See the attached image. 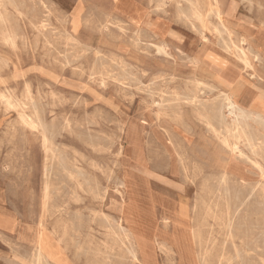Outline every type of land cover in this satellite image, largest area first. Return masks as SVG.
Segmentation results:
<instances>
[{
	"label": "rangeland",
	"instance_id": "374dc122",
	"mask_svg": "<svg viewBox=\"0 0 264 264\" xmlns=\"http://www.w3.org/2000/svg\"><path fill=\"white\" fill-rule=\"evenodd\" d=\"M133 1L144 8L136 23L145 27L164 24L157 13L169 21L170 26L164 30L170 36L167 40L173 58L154 52V38L113 20L120 17L114 7L121 0H13V5L0 0L13 30L12 44L4 42L0 35V57L7 59L10 66L0 74V91L20 101L29 94L50 127L46 134L53 142V154L46 156L42 130L23 125L18 112L6 109L0 102V264H42L34 257L38 232L43 234L47 252L54 256L49 264H99L103 258L112 264H188L184 259H169L154 244L151 233L161 227L157 206L153 214L150 210L138 211L140 219L148 223L150 235H131L130 242L123 245L111 234L110 228H115L117 221L121 220L128 229L132 226L123 220L124 209L117 211L113 206L127 202L125 197L119 199L117 182L124 175L138 176V172L152 184L144 189L153 188L157 195L178 205L162 213L171 212L178 230L184 233L172 231L168 235L187 237L188 229L196 228L194 220L201 222L203 240L200 244L189 240L185 250L189 257L207 247L227 257L234 254L232 242L220 224L225 200L234 211V188L230 186L229 197L219 198L216 192L212 196L203 189L204 184L211 190L218 188L222 171L216 160L223 154L218 139L186 105L178 115V102L171 100L174 93L187 94L193 88L187 83L195 74L193 56L201 60L209 53L223 56V40L204 31L198 22L192 27L188 19L176 14L174 4L168 0H164L166 13L156 9L161 0ZM219 1L234 39L244 33L264 39L259 34L264 29V0ZM42 20L44 26L40 27ZM214 20L211 18L212 23ZM201 33L206 34L207 42L201 41ZM262 56L257 61L251 58L250 72L257 76L264 70ZM101 74L104 85L99 83ZM197 74L217 76L206 69L197 70ZM11 75L19 83H14ZM22 80L29 86H24ZM237 81L247 86L243 80ZM222 84L230 86L227 81ZM234 87L237 91L240 86ZM244 92L237 91L238 99L244 98ZM204 97L214 96L207 93ZM254 97L261 105H248L264 110V95ZM120 122L124 126L139 125L141 143L147 150L145 167L139 153H128L125 138L133 147L137 141L124 135ZM160 146L165 148L163 154ZM179 155L185 159L187 177L182 174ZM172 168L175 173L171 174ZM144 197L156 203L150 195L141 198ZM209 197L218 198L213 214L200 210L198 215L193 211L200 198ZM262 206V202L252 199L247 209L243 206L233 212L232 231L243 236L245 242L241 245L239 239H234L240 257L232 258V264H259L255 254L264 250ZM142 208L145 210V206ZM253 235L255 241L249 239ZM130 247L137 252L138 260L130 257Z\"/></svg>",
	"mask_w": 264,
	"mask_h": 264
},
{
	"label": "bare ground",
	"instance_id": "6f19581e",
	"mask_svg": "<svg viewBox=\"0 0 264 264\" xmlns=\"http://www.w3.org/2000/svg\"><path fill=\"white\" fill-rule=\"evenodd\" d=\"M7 2L12 4L13 0H7ZM168 2L174 4L176 14L188 19L192 27H194L195 22H198L202 27H204V31L210 32L212 36H215V38L223 40V58L209 55L205 57V59L201 60L200 57L193 56L191 64L193 65L192 70L195 74L190 77L187 82L193 88L189 89L187 94L181 95L180 93H174L171 100L175 101L174 104L178 102L176 104L178 115L182 113L184 108L183 106L186 105L187 108H189L197 116V118L204 121L207 129H209L218 139V145L221 149L220 152L223 153L220 159L216 160V162L219 160L217 163H220L222 171L219 176L218 188L216 187L215 190H211V187L209 189L208 186H206L207 184H204L203 189L206 190V193H209L212 196H214L216 192L219 198L223 196L229 197L232 191L230 186L234 188V211L231 210L232 207L229 202L225 200V215L220 223L225 229L227 239H230L232 242L234 254L231 257H227L222 251L218 253L213 251L214 249L209 250L207 247L202 253L189 257L185 251L188 248L187 244L189 240L194 239L195 241H199V244L203 240L201 222L194 220L193 226L196 228L191 231L188 229L187 237L185 235L181 236V238L178 237L179 240L177 238H172L168 235L169 232H179L180 234H183L184 232L178 230L179 226L177 224V220L171 212L162 213V211L164 209V211L172 209L173 207L176 208L178 205L165 200L160 195H157L158 193L155 192L154 189H148V187L144 189V186L140 182V177L137 175H124L123 178L117 182V195L119 196V199L125 197L127 202L124 203V205H122L121 202L120 207L117 205L113 206V209L115 208L114 210L117 211L124 209L122 210L123 214H125L123 216V220L126 224H132V226H129L128 229L123 226L121 220L117 221V226L115 228H110L111 234L117 238L115 241H119L123 245H126V242H130L131 235H142L144 233H148L150 235V228H147L148 223L146 222L145 224L144 221L141 220L142 218L138 214V211L145 212L150 210L153 214L155 213V207L159 206L162 210L161 215L159 216L161 227H159L154 234L151 233V235L155 236L153 240L154 244H156L158 249L164 252L169 259L174 257L179 260L184 259L188 262V264H232V258L240 257V249L234 242V239H239L241 245L245 242L243 236H240L239 233H234L232 231V228H234L233 212L240 211L243 206H246L245 208L247 209L252 199L253 201L258 200L262 202L263 206L261 207V210L264 211V112L250 107L245 100H243V98L238 99L239 97L232 90L234 86H225L222 84V81L234 83L241 79L247 83V85L254 86V80L258 79L256 74L250 72L251 68H253L251 58L252 61H257L261 58L263 59L264 39L251 33H244L234 39V37H232L233 30L227 24L225 11L221 8L219 0H168ZM164 6L165 2L164 0H161L160 4L156 6V9L160 12L166 13ZM205 7L206 9L204 10ZM1 8L3 7L0 4L1 39L8 44H12L13 30L9 24L10 18L6 10ZM114 8L118 10V15L120 17H118V19L114 18L113 20L135 27L136 31H138L137 33L144 32L151 38H154L156 42L151 43V48L154 49V52L157 55H163L166 57L171 56L167 40L170 36L167 37L164 30L167 29V26H170V24L164 16H160L159 13L156 15V17L165 21L164 24L160 26L145 27L142 26L141 23H136L139 13H141L144 9L138 3H135L133 0H121V2ZM14 9L18 14H20V11L16 8ZM211 18L215 19L213 23L211 22ZM43 21L44 20L40 21V27L44 26ZM117 27L119 29H124L121 25H117ZM259 34L264 36V29H261ZM224 36L227 37L230 43L225 40ZM200 37L201 41H208L205 33H201ZM136 40L138 39L136 38ZM9 68L10 66L8 60L0 57V74L6 70L8 71ZM14 68L15 66L13 69ZM199 69L209 70L214 72L217 76L216 78L202 77L197 74V70ZM12 74L14 75L13 70ZM101 75L99 83L100 85H104L105 78L103 74ZM11 79L14 83H19L14 80L12 75ZM22 82L24 83V86H29L26 80H22ZM185 89L187 88L185 87ZM207 93H213V99L205 98L204 94ZM167 101L170 102V100ZM0 102L6 109H14L17 111L19 119L23 125L30 129L42 130V146L44 148V152L46 156L49 154L51 156L53 154V142L46 134V131L50 129V127H48L42 120L39 109L32 100V97L27 94L26 98L20 101L15 100L10 93L0 91ZM27 109L30 111L28 112ZM121 124L124 127V135L131 138V141L136 142L134 128L124 126L123 122ZM121 148L122 146L120 149ZM123 151L124 150L121 152L123 153ZM178 160L181 166L182 174L187 177V174L185 173L187 170L185 167V159L182 155H179ZM11 166L12 165H10L9 168ZM44 171L47 179L48 167L46 165ZM169 172L171 174L175 173L174 168L169 170ZM69 173L72 175V171ZM144 195H150L152 200L154 199L156 203L154 204L151 201L149 202L146 200V197L141 198ZM48 197L49 183L46 180L44 187V198L46 201L48 200ZM131 198L132 203L129 201ZM217 199L212 197L206 199L200 198V202L195 204L193 211L196 210L198 215L200 214V210H205L213 214V212L218 208ZM142 206H145V210ZM262 224L263 231L261 239L264 243V220L262 221ZM190 227L192 228V226ZM169 228L171 231H169ZM249 239L255 241V235L250 236ZM127 251L133 261L138 260L137 252L134 249L130 247ZM255 255L257 256L258 263L264 264V250L256 253ZM34 257L38 263L42 262V264H49L51 260L54 261L52 252H47L46 250V243L43 234L40 232L36 233ZM11 260L12 259H10V261ZM103 260L104 261H101L99 264H112L111 261L106 262L105 258H103ZM56 264H58V262Z\"/></svg>",
	"mask_w": 264,
	"mask_h": 264
},
{
	"label": "crops",
	"instance_id": "0c3cea01",
	"mask_svg": "<svg viewBox=\"0 0 264 264\" xmlns=\"http://www.w3.org/2000/svg\"><path fill=\"white\" fill-rule=\"evenodd\" d=\"M209 55H212V54H210V53L206 54L205 57H207ZM214 56L223 58V56H219V55H214ZM205 57L202 58V59H205ZM257 79L258 80H254V82H253L254 86H248V85L247 86H241L239 81H236L234 83L230 82V86H232V87L233 86H240L239 87L240 91H244L245 90V92H244L245 94L243 95L244 96L243 100H245V102L247 104L251 103L253 105H261L259 101L253 100V98H255L254 95H256V94L258 95L259 93H262L264 95V70L261 72V75L259 74L257 76ZM232 90H233V92L237 93L236 88H235V90L234 89H232ZM258 111H260V110H258ZM261 112H264V110L261 111ZM128 126L131 127V128L133 127L135 129L134 135H135V140L137 141V146L133 147L132 145L128 144V140L125 138L126 145H128V151H129L128 153L133 152V151L136 152V153H139L143 157V163L142 162H140V163H141V165L143 167H145L146 163H145L144 155H146L147 150H145V147L141 143V138H140V135H139L140 127H139L138 124H133V123H128L126 125V127H128ZM163 146H160L161 150H159V152L162 153V154L164 153V149H165V148L163 149ZM165 152H167V151H165ZM151 153H154V151H152ZM138 176L140 177V180H141L140 182L142 183L143 186H152V184L149 181H146L147 180L146 179V175L140 174L138 172ZM157 207H158V209H160V213H161V211H162L161 208L159 206H157Z\"/></svg>",
	"mask_w": 264,
	"mask_h": 264
}]
</instances>
